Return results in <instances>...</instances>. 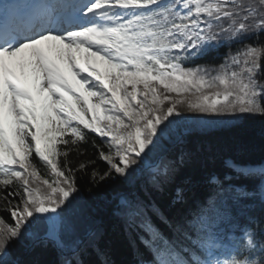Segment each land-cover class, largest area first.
I'll return each instance as SVG.
<instances>
[{
	"label": "snow or ice",
	"instance_id": "obj_1",
	"mask_svg": "<svg viewBox=\"0 0 264 264\" xmlns=\"http://www.w3.org/2000/svg\"><path fill=\"white\" fill-rule=\"evenodd\" d=\"M37 8L31 34L0 25V202L6 214L0 215V264H117L106 239L112 221L134 233L144 253L135 264H264V175L250 188L241 181L256 177L228 161L235 171L209 173L206 182L215 191L169 221L144 195L149 184L159 187L157 177L138 184L132 169L143 164L172 181L179 165L195 172L211 155L193 148L178 162L150 163L160 125L177 105L264 115L258 79L264 75V0H73ZM19 13L12 6L2 15L8 20ZM213 22L240 45L231 57L239 70L230 76L185 66L217 47ZM247 37L254 40L245 44ZM107 105L129 123L103 115ZM113 120L127 131L114 133ZM89 133L108 138L103 146L92 141L96 159L85 155ZM70 153L81 158L78 165ZM36 160L54 177L42 179L43 188ZM78 171L95 186L83 201ZM113 185L121 187L101 197ZM174 199L184 201L179 188ZM153 217L169 228L167 238ZM224 242L232 254L213 259ZM45 254L55 258L42 260Z\"/></svg>",
	"mask_w": 264,
	"mask_h": 264
},
{
	"label": "trees",
	"instance_id": "obj_2",
	"mask_svg": "<svg viewBox=\"0 0 264 264\" xmlns=\"http://www.w3.org/2000/svg\"><path fill=\"white\" fill-rule=\"evenodd\" d=\"M222 26L227 28V22ZM211 31L219 34L220 38L216 42L217 47L207 56L196 59L194 63L192 61H186L185 66L195 67L199 65L209 69L210 72H214L224 67L230 70V65L232 66V71H238L239 69L235 65H231V57L237 54V49H239L240 45L228 39L227 33L220 32L215 22H213ZM260 39L264 41V35H261ZM252 40H254L253 37H247L243 42L247 44ZM258 79L264 82V75L258 76ZM181 122L179 125L178 115L174 112L173 116L168 117V120L160 125L163 132L158 133L156 146L149 153V160L153 165L159 163L161 157L172 158L178 162L181 152H188L193 148H203L205 151L210 149L211 155H208L207 158L199 162L195 172L191 167L179 165L175 179L168 181L162 174L153 173L150 168H146L143 164L132 166L134 170L133 175L138 184L150 180L153 176L157 177L159 187L154 188L149 184L148 190L144 192V195L152 201L153 206L162 208L164 215L168 217L169 221H174L186 214L189 209L205 201L215 191L206 182L209 173L222 174L227 172L231 175L235 171L234 168L229 167L228 161H231L232 164L237 166H264V115L256 114L255 116H250L244 114L239 123H235L230 127L216 126L202 130L187 126L185 120ZM80 127L83 126L80 125ZM181 127H187L189 129L184 132ZM85 131L88 132L87 129ZM102 140L103 138L97 134L89 133V141L86 146L85 155L96 159L92 141H95L99 146H103L101 144ZM63 147V145H58L60 149H63ZM58 159L63 160V157H59ZM69 159L73 165H78L81 158L76 156L75 153H70ZM35 163L42 177L50 180L54 178L50 170L43 163L38 160ZM250 175L256 177V179L241 182L247 184L250 188L256 187L261 175ZM76 178L79 199L82 201L88 199L90 191H95V186L86 180L84 174L79 171L77 172ZM120 187L121 185H113L111 188L105 189L101 193V197L111 195L114 189ZM177 188L184 194L183 203L177 202L174 199ZM73 195H76V193H73ZM258 200L259 196H257ZM0 215H6L3 212V202L0 203ZM153 219L159 226V229L162 230V235L167 238L170 235L169 228L160 220L156 219V217H153ZM241 223H243V218H241ZM106 239L112 245L113 259L117 264H135V261L144 255L143 250H138L137 244L134 242V233L122 231L121 225L116 221H112L107 225ZM173 242H175V238H173ZM157 243H162V241H157ZM202 256L198 254V257ZM40 258L47 261L55 257L50 254H45Z\"/></svg>",
	"mask_w": 264,
	"mask_h": 264
},
{
	"label": "rangeland",
	"instance_id": "obj_3",
	"mask_svg": "<svg viewBox=\"0 0 264 264\" xmlns=\"http://www.w3.org/2000/svg\"><path fill=\"white\" fill-rule=\"evenodd\" d=\"M71 0H64L61 4H69ZM97 67L100 68V70L103 72L105 70V66L102 64H97ZM231 67L229 65V68H222V69H218L214 72H210V74L212 76L218 75V74H227L230 76L232 70ZM126 87L128 88L129 91H131V84L126 85ZM157 87H160L159 85H157ZM138 90H141L143 88V85H137ZM169 95H172L173 97H175V93H170ZM185 95H190V94H185ZM109 98H111V93H108ZM138 99H141V97L138 96ZM130 100V98H129ZM93 103H97L98 101L93 98L92 99ZM102 108H107L109 111H105L103 113V115H119L121 119L124 120L125 123H129V121L127 120L126 117L123 116L122 113L116 112V110H111V105H107V106H102ZM117 108H119V105H117ZM178 114V119H179V125L182 123L181 121L185 120L187 126L194 128V129H198V130H202V129H210L213 127H230L231 125L235 124V123H239L242 116L244 114H234V115H229V114H225V115H216V114H211V113H200L197 111H191L187 108L186 104H181V105H177L176 113ZM250 116H255L256 114H248ZM88 120L91 121L92 119V114L89 113L87 115ZM100 113H97V118H99ZM75 123V122H73ZM102 125H107L110 122L107 120H103L101 121ZM111 128L113 130L114 133L119 134V133H123L126 132L127 130L124 129L123 127H120L115 120L111 121ZM181 129L185 132L187 131L189 128L187 127H181ZM103 139H108V138H103ZM257 170V174H262V172L260 171L261 166H257L255 167ZM38 170V169H37ZM39 175H40V179L36 181L37 184H40L41 187L43 188L44 186L42 185L41 181L42 179H45L44 177L41 176L40 172L38 171ZM33 187H35L36 185L33 184ZM1 203V202H0ZM220 254L218 256H213V259H224L226 256L232 254L230 252L229 249V245L227 242H224L221 245L220 248ZM195 258V257H194ZM205 256H203L202 259H204Z\"/></svg>",
	"mask_w": 264,
	"mask_h": 264
},
{
	"label": "bare ground",
	"instance_id": "obj_4",
	"mask_svg": "<svg viewBox=\"0 0 264 264\" xmlns=\"http://www.w3.org/2000/svg\"><path fill=\"white\" fill-rule=\"evenodd\" d=\"M62 1L64 0H49V5H57V4H60ZM37 31L41 30L39 28L36 29ZM31 34V32H30Z\"/></svg>",
	"mask_w": 264,
	"mask_h": 264
}]
</instances>
